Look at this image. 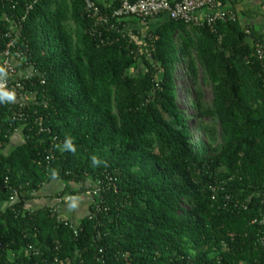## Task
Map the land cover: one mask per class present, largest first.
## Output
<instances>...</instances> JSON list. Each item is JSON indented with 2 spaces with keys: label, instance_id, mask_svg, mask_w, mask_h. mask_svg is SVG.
<instances>
[{
  "label": "trees",
  "instance_id": "16d2710c",
  "mask_svg": "<svg viewBox=\"0 0 264 264\" xmlns=\"http://www.w3.org/2000/svg\"><path fill=\"white\" fill-rule=\"evenodd\" d=\"M84 2L0 0V52L20 24L13 63L28 65L34 97L23 124L0 95V185L7 179L21 201L51 180L59 195L104 178L115 189L75 229L46 208L8 205L4 190L0 264H264L262 28L238 15L213 31L158 17L139 40L132 25L151 19L128 17L127 39L94 27ZM179 65L192 85L201 70L211 87L210 106L196 92L187 99L195 116L177 106ZM14 129L21 142L6 151Z\"/></svg>",
  "mask_w": 264,
  "mask_h": 264
},
{
  "label": "built area",
  "instance_id": "2783aa9c",
  "mask_svg": "<svg viewBox=\"0 0 264 264\" xmlns=\"http://www.w3.org/2000/svg\"><path fill=\"white\" fill-rule=\"evenodd\" d=\"M38 1V0H35ZM107 7L115 5L116 8L105 14L99 10L98 6L93 0H85L84 8L86 14L94 19V27L105 26L106 31L120 35L122 38L132 39L134 35L129 28L122 23L125 18L132 17L140 20L155 19L158 17H166L174 22H182L186 25L201 28L207 27L211 31L218 23L234 22L236 20V13L231 9H225L218 0H105ZM31 7H29V10ZM27 14V11H26ZM24 20V18H22ZM15 32H10L6 35L8 42L4 50L0 52V95L5 97V93L11 96V99L6 98L9 104L14 106V111L11 116L13 122L27 123L31 120L29 104L31 103L33 93L26 90L24 82L30 79V74H23L17 71V66L21 65L22 57L19 50L16 48L14 35L20 31V24L16 26ZM15 50V51H13ZM255 55L260 61L262 72L264 73V48L259 46L256 48ZM28 70V65H26ZM36 112L33 113L35 115ZM39 125V132H44L45 129ZM20 134L17 129L11 133L10 145L12 146V137ZM114 185H110V181L97 180L92 184L86 186L87 190L83 194H64L53 195L51 198L53 202L52 207H45L51 216L57 217V221L65 220L60 217L59 207L61 205L77 202L81 196H86L91 200V205L95 212L100 211V207L104 203V191ZM9 193L8 205L22 204V209L30 213L31 210L25 207L26 201H21L19 190L12 185H9L7 179L3 180L0 185V193L3 191ZM115 191V190H114ZM73 223V222H71ZM264 223V216L262 218ZM75 223L70 225V228H76ZM28 251H33L32 247L27 248ZM36 254V252H34Z\"/></svg>",
  "mask_w": 264,
  "mask_h": 264
},
{
  "label": "crops",
  "instance_id": "0c3cea01",
  "mask_svg": "<svg viewBox=\"0 0 264 264\" xmlns=\"http://www.w3.org/2000/svg\"><path fill=\"white\" fill-rule=\"evenodd\" d=\"M231 2L233 6L232 8L234 9L236 15H238L242 26L251 25L257 28H262L264 32V16L261 15L260 19H253L250 11L245 12L246 10H242V6H244V9H247V7H254L255 5L257 9L263 12L264 0H231ZM160 19L161 18L154 20V24H156V22ZM146 25L147 24L141 23L132 26L137 30H142L143 26ZM17 136L19 137V133ZM63 189L64 187L61 181L51 180L42 189H40V191L36 193L31 200L25 202V207L29 210L52 207L53 202L50 197L59 194ZM90 205L91 200L86 196H81L77 202L61 205L58 211L62 219L73 223H78L83 217L86 216ZM6 206L7 205L5 203L0 202V210L5 209Z\"/></svg>",
  "mask_w": 264,
  "mask_h": 264
},
{
  "label": "rangeland",
  "instance_id": "374dc122",
  "mask_svg": "<svg viewBox=\"0 0 264 264\" xmlns=\"http://www.w3.org/2000/svg\"><path fill=\"white\" fill-rule=\"evenodd\" d=\"M242 10H246L245 12L251 13L253 19H260L261 15L264 16V11L261 12L257 7L254 5V7H247V9H244V6H242ZM257 10V11H256ZM251 17V18H252ZM154 20L156 19H151L148 21L146 26H143L142 30L139 31V40H142L144 35L148 33V31L152 30L159 24L162 19L156 22L154 24ZM141 68V65H140ZM23 74H28L29 72L25 70ZM175 83H176V93H177V106L181 108L186 115L188 116H195L196 115V110L193 109L191 106H186V101L189 99V101L195 102L193 99V93L199 94L201 97V103L203 106H210L211 101H212V93H211V87L209 84V81L206 80L205 75L202 73L201 70H198L197 72V80L196 84L192 85L190 82V79L186 76L184 66L179 65L176 69V74H175ZM21 138L20 135L19 137L14 135L12 137V146L20 144ZM77 190V187L76 189Z\"/></svg>",
  "mask_w": 264,
  "mask_h": 264
},
{
  "label": "clouds",
  "instance_id": "9594fccd",
  "mask_svg": "<svg viewBox=\"0 0 264 264\" xmlns=\"http://www.w3.org/2000/svg\"><path fill=\"white\" fill-rule=\"evenodd\" d=\"M5 95V97H7L8 99H11V96L8 94V93H5L4 94ZM65 147H67V148H71V144L69 143V142H66L65 143ZM93 162L95 163V159H93Z\"/></svg>",
  "mask_w": 264,
  "mask_h": 264
}]
</instances>
